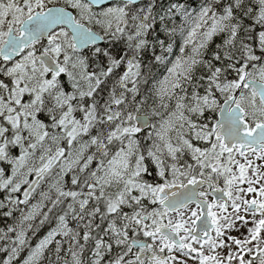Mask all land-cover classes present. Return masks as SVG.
I'll list each match as a JSON object with an SVG mask.
<instances>
[{
  "label": "snow or ice",
  "instance_id": "snow-or-ice-1",
  "mask_svg": "<svg viewBox=\"0 0 264 264\" xmlns=\"http://www.w3.org/2000/svg\"><path fill=\"white\" fill-rule=\"evenodd\" d=\"M0 264H264V0H0Z\"/></svg>",
  "mask_w": 264,
  "mask_h": 264
}]
</instances>
